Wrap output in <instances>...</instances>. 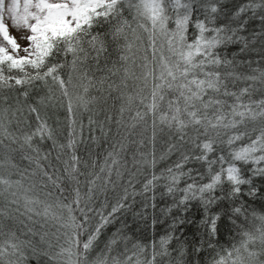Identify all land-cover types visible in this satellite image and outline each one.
Listing matches in <instances>:
<instances>
[{"label":"snow or ice","instance_id":"1","mask_svg":"<svg viewBox=\"0 0 264 264\" xmlns=\"http://www.w3.org/2000/svg\"><path fill=\"white\" fill-rule=\"evenodd\" d=\"M0 264H264V0H0Z\"/></svg>","mask_w":264,"mask_h":264},{"label":"trees","instance_id":"2","mask_svg":"<svg viewBox=\"0 0 264 264\" xmlns=\"http://www.w3.org/2000/svg\"><path fill=\"white\" fill-rule=\"evenodd\" d=\"M63 116H64V113L61 112V114H60V118H61V120H63ZM137 187H139V185H137ZM147 236H148V234L145 233V234H144V237H142L143 239H145V242H146ZM102 239H103V237H102Z\"/></svg>","mask_w":264,"mask_h":264},{"label":"rangeland","instance_id":"3","mask_svg":"<svg viewBox=\"0 0 264 264\" xmlns=\"http://www.w3.org/2000/svg\"><path fill=\"white\" fill-rule=\"evenodd\" d=\"M15 34V33H14ZM22 43V41H20Z\"/></svg>","mask_w":264,"mask_h":264}]
</instances>
